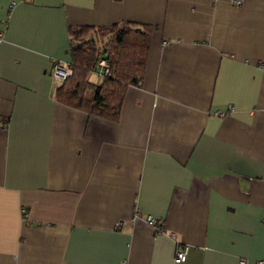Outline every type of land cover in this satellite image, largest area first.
<instances>
[{"label": "crops", "instance_id": "crops-1", "mask_svg": "<svg viewBox=\"0 0 264 264\" xmlns=\"http://www.w3.org/2000/svg\"><path fill=\"white\" fill-rule=\"evenodd\" d=\"M122 21L118 119L57 100L70 27ZM0 122V264L264 260V0H0Z\"/></svg>", "mask_w": 264, "mask_h": 264}, {"label": "trees", "instance_id": "trees-1", "mask_svg": "<svg viewBox=\"0 0 264 264\" xmlns=\"http://www.w3.org/2000/svg\"><path fill=\"white\" fill-rule=\"evenodd\" d=\"M152 29L149 23L133 21L70 27L72 73L59 82L56 99L88 114L117 120L126 87L143 78ZM100 57L109 63V76L99 78L94 73Z\"/></svg>", "mask_w": 264, "mask_h": 264}, {"label": "built area", "instance_id": "built-area-1", "mask_svg": "<svg viewBox=\"0 0 264 264\" xmlns=\"http://www.w3.org/2000/svg\"><path fill=\"white\" fill-rule=\"evenodd\" d=\"M237 2H239V1H237ZM71 73H72V68H71V63L69 61H65V60H61V59L53 60L51 70H50V76L52 79H54L58 82H61V81H64L67 77H69L71 75ZM94 73L99 78L109 76L111 74L109 63L105 58L100 57L97 60L96 67L94 69ZM2 124L3 123L0 122V125H2ZM146 220L149 223L155 224V218L151 215H148L146 217ZM187 251H188V244H186V243L181 244L176 249L175 256H174L175 261H177V262L183 261L186 258ZM240 262H241V264H245V260H241ZM256 264H264V260H258L256 262Z\"/></svg>", "mask_w": 264, "mask_h": 264}, {"label": "rangeland", "instance_id": "rangeland-1", "mask_svg": "<svg viewBox=\"0 0 264 264\" xmlns=\"http://www.w3.org/2000/svg\"><path fill=\"white\" fill-rule=\"evenodd\" d=\"M93 79H95L94 77H92Z\"/></svg>", "mask_w": 264, "mask_h": 264}]
</instances>
